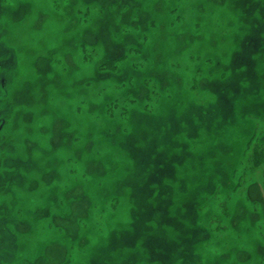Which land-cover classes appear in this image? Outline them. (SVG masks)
Segmentation results:
<instances>
[{
	"label": "rangeland",
	"instance_id": "rangeland-1",
	"mask_svg": "<svg viewBox=\"0 0 264 264\" xmlns=\"http://www.w3.org/2000/svg\"><path fill=\"white\" fill-rule=\"evenodd\" d=\"M255 145L264 0H0V264H264Z\"/></svg>",
	"mask_w": 264,
	"mask_h": 264
},
{
	"label": "trees",
	"instance_id": "trees-1",
	"mask_svg": "<svg viewBox=\"0 0 264 264\" xmlns=\"http://www.w3.org/2000/svg\"><path fill=\"white\" fill-rule=\"evenodd\" d=\"M110 64H111V62L105 63V66H110ZM146 81H148V80H146ZM139 90H144V89L141 88ZM252 151H253V153L250 156H251L252 160L254 161V166L264 164V151H263V149L261 147L255 145L253 147ZM240 179H241V176L238 178L236 185H234L232 191H235L237 187L239 188V186H241V184L243 182Z\"/></svg>",
	"mask_w": 264,
	"mask_h": 264
}]
</instances>
